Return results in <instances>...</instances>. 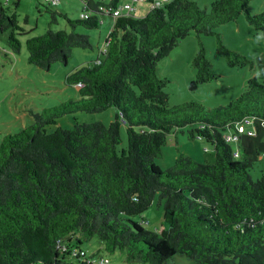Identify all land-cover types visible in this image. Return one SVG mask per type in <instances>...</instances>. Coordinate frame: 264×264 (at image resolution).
<instances>
[{
    "label": "trees",
    "instance_id": "16d2710c",
    "mask_svg": "<svg viewBox=\"0 0 264 264\" xmlns=\"http://www.w3.org/2000/svg\"><path fill=\"white\" fill-rule=\"evenodd\" d=\"M119 1L83 0L88 17L62 14L70 30L47 28L25 40L27 60L48 70L53 62L65 64L74 47H92L77 26L94 28L104 15L114 20L102 57L65 76L80 98L32 112V122L0 139V264H73L69 258L91 264L79 250L93 235L106 251L124 252L129 263L173 264V255L181 253L197 264H264V52L246 57L227 48L216 30L243 13L264 36V9L251 11L250 0H212L209 10L195 0H161L134 16V6L120 8ZM56 15L61 13L50 10L51 21ZM192 30L215 35L229 65L256 70L226 104L168 103V80L156 64ZM25 33L16 11L0 0V35L11 50H19L18 36ZM192 66V89L215 77L202 44ZM109 107L115 114L108 123L74 121L48 130L60 115ZM243 117L253 119L256 133L239 134L232 146L224 133ZM121 123L127 145L118 151ZM189 123L198 125L192 136L213 145L214 160L196 161L178 151L161 169L155 158L167 135ZM258 159L260 175L253 179L250 169ZM156 192L164 198L167 227L150 230L131 216L141 215Z\"/></svg>",
    "mask_w": 264,
    "mask_h": 264
},
{
    "label": "rangeland",
    "instance_id": "374dc122",
    "mask_svg": "<svg viewBox=\"0 0 264 264\" xmlns=\"http://www.w3.org/2000/svg\"><path fill=\"white\" fill-rule=\"evenodd\" d=\"M10 9H14L20 24L27 33L18 36L20 48L14 52L9 47L4 35H0V139L7 133H15L23 126L32 122V112H41L67 99L80 98L77 88L65 82V76L75 67L93 61L96 57H102L104 40L112 27L113 17L104 15L99 18V24L94 28L77 26L74 30L89 35L91 48L74 47L71 56L64 64L62 62L51 63L48 70L41 69L27 60L25 40L29 36L38 35L47 28L70 30L64 15L69 18H79L83 9V0H58L57 3H49L47 0H3ZM18 2L15 6L14 2ZM198 5L209 10L212 0H195ZM131 3L135 9L134 16L144 15L149 8L147 0H120L119 5ZM251 11L257 12L264 9V0H250ZM123 8L126 9L125 6ZM50 10L57 11L56 19L51 21ZM64 14V15H62ZM26 19V20H24ZM222 37L223 44L246 57L254 58L264 52V36L261 30L250 24L243 13L236 19L222 23L216 27ZM200 44L205 48V54L211 63V70L215 77L207 82L200 83L196 88H190V81L195 77V69L192 60L196 55ZM156 71L168 81L164 90L168 94L169 105L183 101H200L207 107L226 104L235 98L245 87L247 80L256 74L255 68L244 65H229L224 56L217 50L215 35L197 34L190 31L184 38L170 50L169 54L161 58L156 64ZM115 110L109 107L98 112L75 111L55 118L56 123L48 126L52 131L58 125L67 128L74 121L110 122L114 118ZM250 127L251 125H246ZM196 123L186 124L174 129L167 135L165 144L161 146V154L155 158V163L165 169L172 165L178 151L189 155L196 161L212 162L214 160L213 145L204 137L191 135ZM121 142L117 145L120 151L127 145L126 126L121 123ZM228 132L232 128H227ZM233 146L235 143L230 142ZM262 160L254 162L250 169L253 179L260 175ZM164 198L156 192L148 208L141 214L131 216V219L139 221L142 226L153 230L163 226L167 227L163 220ZM81 247L93 256H103L108 259L106 264H147L141 262H127L124 252L116 249L113 252L106 251L103 242L93 235L82 241ZM73 264L77 259L69 258ZM173 264H197L193 259L184 254L176 253L171 258Z\"/></svg>",
    "mask_w": 264,
    "mask_h": 264
},
{
    "label": "built area",
    "instance_id": "2783aa9c",
    "mask_svg": "<svg viewBox=\"0 0 264 264\" xmlns=\"http://www.w3.org/2000/svg\"><path fill=\"white\" fill-rule=\"evenodd\" d=\"M48 2H53V3H57L58 0H47ZM161 0H151L149 2V6L153 7V6H157L160 3ZM126 8L130 9L131 6L129 4H125L124 5ZM100 9L103 11H108L110 9L109 6L106 5H101ZM114 15L119 14V10L118 9H114L113 11ZM79 17L81 18H86L88 17V13L85 10H82L79 14ZM106 40H104V45L106 44ZM78 85V84H77ZM243 123H245L246 125H251L250 127H246ZM235 127L232 128V131L228 132L226 131L224 133V140L227 142H231L233 141L235 144L238 141L239 138V134L241 133H245L247 135H254L256 133L255 128H254V124H253V119L251 117H243L240 120L235 122ZM264 126V121H261V126ZM233 155L237 156L238 155V151L237 149L233 150ZM79 253L85 257L86 262L87 263H91V264H106L108 259L103 257V256H93L92 254H88L86 253L83 249L79 250Z\"/></svg>",
    "mask_w": 264,
    "mask_h": 264
},
{
    "label": "crops",
    "instance_id": "0c3cea01",
    "mask_svg": "<svg viewBox=\"0 0 264 264\" xmlns=\"http://www.w3.org/2000/svg\"><path fill=\"white\" fill-rule=\"evenodd\" d=\"M123 6V5H122ZM121 8V6H119ZM135 9V7L133 8V10ZM149 9V8H148ZM132 12V10L130 11V13ZM114 21V20H113ZM113 21H112V24H113ZM97 58V57H96ZM104 247V245H103Z\"/></svg>",
    "mask_w": 264,
    "mask_h": 264
},
{
    "label": "clouds",
    "instance_id": "9594fccd",
    "mask_svg": "<svg viewBox=\"0 0 264 264\" xmlns=\"http://www.w3.org/2000/svg\"><path fill=\"white\" fill-rule=\"evenodd\" d=\"M81 249H83L82 247H81ZM84 250V249H83ZM85 251V250H84ZM86 252V251H85ZM87 253V252H86Z\"/></svg>",
    "mask_w": 264,
    "mask_h": 264
}]
</instances>
